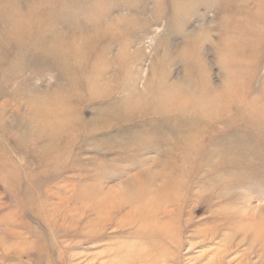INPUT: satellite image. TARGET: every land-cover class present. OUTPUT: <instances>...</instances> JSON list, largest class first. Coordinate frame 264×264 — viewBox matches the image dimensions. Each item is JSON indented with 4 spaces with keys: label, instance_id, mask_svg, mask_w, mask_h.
<instances>
[{
    "label": "rangeland",
    "instance_id": "rangeland-1",
    "mask_svg": "<svg viewBox=\"0 0 264 264\" xmlns=\"http://www.w3.org/2000/svg\"><path fill=\"white\" fill-rule=\"evenodd\" d=\"M92 2L0 0V264H120L118 258H127L121 253L115 258L111 249L125 242L130 244L125 256L141 253L145 245L156 246L161 250L149 256L159 264H202L207 256L201 257V251L209 245L220 248L229 233L234 238L229 256L240 254L246 245L234 246L240 237L234 233L236 223L246 222L250 211L247 221L264 220V16L253 15L257 1L198 0L176 17L173 9L182 0H133L129 5L102 0L105 16L87 27L84 16L93 13L85 9ZM10 5L29 12L26 21L8 22ZM34 5L40 18L32 17ZM59 6L75 11L79 24L59 15ZM120 20L127 21L124 34L88 37L93 29L105 30ZM38 21L55 25L57 42L53 35L44 40L53 48L50 52L30 47L37 43L35 28L22 39L6 35L9 27L31 28ZM222 52L228 57H220ZM229 63L235 65L230 67L237 86L229 94L237 91L243 100V105H231V112L255 105L259 115H253L252 123L263 124L257 132L214 122L203 128L195 151L185 154L175 147L177 135L169 136L168 124L159 117L140 110L125 119L101 114L132 93L152 95L162 81L194 85L193 90L204 83L220 94L232 72L225 67ZM95 64L102 77L91 80ZM89 85L99 91L89 92ZM164 137L172 146L160 143ZM242 148L254 153L241 160L237 149ZM168 172L177 185L169 190V203L150 204L140 216V204L129 201L126 186L153 175L149 184L157 189L165 184L158 175ZM157 222L167 223L164 231ZM211 233L212 243L203 241L202 235ZM254 236L257 250L264 246V232ZM197 256L200 263L194 261ZM248 261L264 264V252ZM239 262L236 258L232 264Z\"/></svg>",
    "mask_w": 264,
    "mask_h": 264
},
{
    "label": "bare ground",
    "instance_id": "bare-ground-1",
    "mask_svg": "<svg viewBox=\"0 0 264 264\" xmlns=\"http://www.w3.org/2000/svg\"><path fill=\"white\" fill-rule=\"evenodd\" d=\"M10 1V0H9ZM93 2L89 5V7H86L85 11L91 12L93 13L92 16H87V18L84 16V20H83V24L85 26H90V24H98L101 22V18L105 16L107 9L105 8L106 5H103L102 0H92ZM125 4L129 5L133 2V0H123ZM183 2H181L180 5L175 6V8L173 9V15L174 16H178L180 15V11L182 8H184L185 6H189L192 5L194 3H197L198 0H182ZM240 1V0H239ZM257 3L255 4L256 7L253 10V15L257 16V17H262L264 16V12L261 10L262 7H264V0H256ZM86 4V3H85ZM244 7V6H243ZM84 8V6H83ZM7 11L9 12V17L7 16V21L10 23H16L19 21H26L27 16H29V12H19L13 5L7 6L6 7ZM59 15L63 14L62 16H64L65 18H69L73 24L78 25L79 22L78 20H76V12L73 10H65L64 7L59 6ZM260 9V10H259ZM83 10V9H82ZM50 12V10H48ZM30 12L34 13L35 15H33L32 17H41L40 12V8L38 7V5H34L30 7ZM237 14V13H236ZM52 16V15H51ZM69 21V20H68ZM116 21L114 23H111V27L105 30H100L98 31L96 30H92L89 34V38L90 36H99V35H104V34H112V35H118V34H122L123 33V29L125 27V25L127 24V21H122L120 20ZM155 23V22H154ZM56 24V23H55ZM23 25V24H22ZM241 25V24H240ZM19 26H21L19 24ZM18 26V27H19ZM81 26V25H80ZM12 27V26H11ZM23 28L20 30H15L13 27L10 29L6 30V35L8 37L11 38H15V39H22L21 35L25 36V31L28 32L30 31V29L35 28V32H36V40L37 43H32L31 44V48L32 49H37L38 51H41V53L45 54L47 52H50L51 50H49V48H47L44 44V40L47 36L53 35L54 36V42H57L56 39L57 37V33L55 34V25L51 24V25H46V26H41L39 24V21L37 22V24L35 23L34 25H32L31 28L28 27V25L26 26H22ZM28 27V28H27ZM84 27V26H83ZM247 28V27H246ZM89 31H87L88 34ZM244 33V32H243ZM124 34V33H123ZM111 35V36H112ZM80 37L83 38L84 35L82 36V34H80ZM87 37V38H88ZM58 40V39H57ZM89 40V39H88ZM78 41V40H77ZM79 43V42H78ZM76 41L73 44H78ZM56 44V43H55ZM55 44H53V47L55 46ZM124 44V43H123ZM57 45V44H56ZM122 46V44H121ZM125 48L127 47V45H123ZM122 46V47H123ZM197 46V45H196ZM120 48V47H119ZM124 48V49H125ZM120 50V49H119ZM184 50H181L179 53V58L182 56H185V53L183 52ZM228 57V55L226 53H221L220 57ZM102 57V55H101ZM177 57V56H176ZM230 57V56H229ZM234 56H232L231 58H233ZM81 58V57H80ZM183 58V57H182ZM193 58H195V62L199 61L198 60V55L197 54H193ZM101 59V58H99ZM99 59H97L99 61ZM122 59V58H120ZM177 60V58H175ZM80 60V59H79ZM158 61V60H157ZM78 62V61H77ZM76 62V64H77ZM162 62V61H161ZM96 63H100V62H96ZM161 64V63H160ZM163 64V63H162ZM168 64V63H167ZM195 64V63H194ZM204 64V63H203ZM198 65V64H197ZM78 66V65H76ZM97 65H93V67L91 68L90 71V78L89 79H96V78H101L102 76L100 75L101 70L97 69L96 67ZM194 66V65H193ZM203 66V65H202ZM201 66V67H202ZM235 68V65L233 63H229V64H225V67H227L231 74H228L225 78L226 84H225V88H221V93L222 99H219L218 101H214V98H217L219 96H221L220 94H218L216 92V90L209 88V86L203 85L204 83H202L201 85H199L198 87H196V90H193L192 86L194 85H190L187 88L182 87V85H179L178 83H174L171 85H168L167 82H160V84H158V87L155 91H153V94H149L147 96H141L137 93H132L130 94L129 97L125 98L124 100H122L119 103H116L115 105H112V107L106 108V110L104 109V111H102V115L104 116H113L116 117L115 119H125L127 116H129L131 113L133 112H147L149 115L152 116H156L161 118V122L165 125L168 124V130H169V136L173 135H177L178 137V141L177 144L175 143V147L179 146V149L185 153V154H191L193 153L195 150V148L198 146V144H200L201 141V135L203 132V128L205 126H207L208 124L211 125V123H226L227 125L229 124H241L242 126L245 127V132H257L256 130L260 129L262 127V125L264 124H257V123H252L253 119V115L256 114L258 111L256 110L255 105H252L248 111L244 110V111H237L236 107L235 108V112L232 111V107H230L231 105H238V104H242L243 100L240 99L241 96H239L238 92L236 91L234 95H230V91L231 90H236L237 86H236V81L234 80V76L232 73L233 69H231V67ZM166 72V71H164ZM188 72V71H187ZM198 75V74H197ZM165 76V75H164ZM195 76V75H194ZM205 76V74H204ZM191 77V76H190ZM203 80V78H202ZM206 80V79H205ZM109 81V80H108ZM167 81V80H166ZM208 81V80H207ZM90 82V80L88 81V83ZM181 82V81H179ZM188 82V81H187ZM190 82V81H189ZM201 82V80H200ZM200 82H197L198 84H200ZM106 83V81H105ZM110 83V81H109ZM196 85V84H195ZM106 86V85H105ZM184 86V84H183ZM96 88L93 87V85H89L88 86V90L89 92L91 91H99V90H94ZM108 89V87H107ZM195 89V88H194ZM101 92V91H100ZM35 93V92H34ZM111 93V92H110ZM109 93V94H110ZM96 94V93H95ZM107 95V94H106ZM225 95V97H224ZM50 96V94H49ZM153 98V102L149 100L148 97ZM43 98V96H42ZM45 100V98H43ZM47 99V97H46ZM15 101V100H14ZM34 101V99H33ZM46 101V100H45ZM56 101V100H55ZM149 102L151 103L150 105ZM37 103V102H36ZM36 103H34L36 105ZM185 103V104H184ZM30 104V103H29ZM33 105V104H32ZM239 105V106H240ZM243 105V104H242ZM31 106V104L29 105ZM38 106V104L36 105ZM59 106V104H58ZM246 106V107H248ZM258 106V105H257ZM34 107V106H33ZM32 107V108H33ZM49 107V106H47ZM46 107V108H47ZM50 108V107H49ZM60 109V108H59ZM69 109V108H68ZM242 109H244L242 107ZM35 110V109H34ZM63 110V109H62ZM66 110V109H65ZM140 110V111H137ZM264 110V108H263ZM70 111V110H69ZM261 111V110H260ZM58 112V111H57ZM60 112V111H59ZM65 112V111H64ZM238 112V113H237ZM34 113V112H32ZM36 113V112H35ZM41 113V112H40ZM230 113H234V114H230ZM261 113V112H260ZM39 114V113H37ZM60 114V113H59ZM72 114V113H71ZM175 114V117L173 116ZM230 114V115H229ZM259 115V113H257ZM34 115V114H33ZM52 115V113H51ZM62 115V114H60ZM64 115V114H63ZM74 115V114H73ZM220 115H222V117H220ZM261 115V114H260ZM71 116V115H70ZM224 116H229V117H225L227 119H222ZM64 117V116H63ZM66 117V116H65ZM64 117V118H65ZM257 117V115H256ZM255 117V118H256ZM42 118V117H41ZM49 118V117H48ZM69 118V117H68ZM67 118V119H68ZM166 118V119H165ZM254 118V119H255ZM262 118V116H261ZM40 119V118H39ZM47 119V118H46ZM58 119V118H57ZM56 119V120H57ZM48 120V119H47ZM52 120H54L53 122H55V118H53ZM61 120V119H60ZM59 122V121H58ZM257 122V121H256ZM264 122V120H263ZM45 123V122H44ZM47 123V122H46ZM54 124V123H53ZM60 124V123H59ZM57 125V124H56ZM161 123L160 125H156L157 127L160 126L161 127ZM46 126V125H45ZM50 126V125H49ZM163 126V125H162ZM59 127V126H58ZM57 127V128H58ZM64 127V126H63ZM208 127V126H207ZM42 128V127H41ZM48 128V127H46ZM51 128V127H50ZM264 128V127H263ZM262 128V129H263ZM40 129V127H39ZM46 130V129H45ZM51 130V129H50ZM61 131V130H60ZM206 131V130H204ZM171 132V133H170ZM37 133V132H36ZM203 137V136H202ZM263 139V138H262ZM160 143L165 145V146H172L171 142L168 141V138L164 137L159 139ZM170 142V143H169ZM264 142V141H263ZM218 144V142L216 143ZM259 144V143H258ZM229 145V144H228ZM232 145V143H231ZM213 144L211 145V147L209 148V150L211 151V149H213ZM233 147V146H232ZM234 148V147H233ZM236 149V148H235ZM208 150V151H209ZM218 150V149H217ZM239 150H241V154L239 155L241 156V160L244 159L245 156L253 154L254 150L250 149V148H242V149H237V151L239 152ZM231 151V150H230ZM236 151V150H235ZM235 152V154L237 155L238 152ZM221 152V151H220ZM239 152V153H240ZM218 153V152H217ZM221 153H227L226 151H223ZM238 153V154H239ZM168 154H173V152L171 151V153ZM170 158V157H167ZM227 158V157H226ZM239 158V159H240ZM220 160V159H219ZM186 161V156L183 158V162ZM226 161V159L224 160ZM223 161V162H224ZM222 162V164H223ZM155 163V162H154ZM230 163V162H229ZM225 164V163H224ZM224 166V165H222ZM227 168V167H226ZM232 168V167H230ZM213 170V169H212ZM164 171V170H162ZM209 171V170H208ZM221 171V169H220ZM224 171V170H222ZM165 172V171H164ZM217 172V171H216ZM175 173V172H174ZM183 173V171H182ZM209 173V172H208ZM207 173V175H208ZM219 173V172H217ZM216 173V174H217ZM225 173V171H224ZM173 172H168V173H164V174H159L158 176H160L164 181L165 184H161L160 188L157 189H152L150 187L149 182L151 183L152 180L154 179L153 175H147L145 177V180H137L134 181L133 183H130L126 186V191L127 193L129 192L130 194L128 196H130V200L129 201H135L134 203L139 202L138 204H140L139 209H140V216H142V212L146 211L148 208V206L151 205H156L159 201L161 200H166V203H169V200L171 198H169V190L175 188V183L174 180L171 179ZM181 174V173H180ZM187 174V173H186ZM221 174V173H220ZM231 174V173H230ZM233 174V173H232ZM210 175V174H209ZM222 175V174H221ZM204 176V175H203ZM206 176V175H205ZM204 176V177H205ZM233 176V175H232ZM213 177V176H212ZM210 177V178H212ZM223 177V176H222ZM230 177V175H229ZM215 178V177H214ZM224 178V177H223ZM220 180V179H219ZM220 183V182H219ZM74 184V183H73ZM101 186V185H100ZM229 186V185H228ZM76 187V186H75ZM74 187V189H75ZM99 187V186H98ZM102 187V186H101ZM70 188V186H69ZM108 188V187H107ZM111 188V187H110ZM177 188V187H176ZM175 188V189H176ZM83 189V188H82ZM180 189V188H179ZM112 190V189H111ZM65 191V190H64ZM105 191V190H104ZM107 191V190H106ZM110 191V190H109ZM113 191V190H112ZM178 191V189H177ZM66 192V191H65ZM213 192V191H212ZM112 193L115 194V192L113 191ZM118 193V192H116ZM169 193V194H168ZM205 193V192H204ZM62 194V193H61ZM76 194V193H75ZM92 194V192H91ZM111 194V193H110ZM109 194V195H110ZM126 194V193H124ZM208 194V193H207ZM60 195V193H59ZM70 195V194H69ZM175 195V194H174ZM198 195V194H197ZM93 196V195H92ZM119 196V194H118ZM150 196L151 198H153V200H149L146 201V198ZM179 196H177L178 198ZM67 198V197H66ZM92 198V197H91ZM118 198V197H117ZM126 198V197H125ZM102 199V198H100ZM120 199V198H119ZM122 199V198H121ZM124 200V197H123ZM122 200V201H123ZM126 200V199H125ZM72 201V200H71ZM103 201V199H102ZM117 201V200H116ZM146 201V203H145ZM64 203V201H62ZM106 203V202H105ZM68 204V203H67ZM102 205V204H101ZM86 207V206H85ZM95 207V206H94ZM107 207V205H106ZM117 207V206H116ZM87 208V207H86ZM224 208H221V211H223ZM237 210V209H236ZM235 210V211H236ZM249 210V209H248ZM230 211V210H229ZM238 211V210H237ZM246 212V210H244ZM231 212V211H230ZM234 212V211H233ZM239 212V211H238ZM251 212V211H250ZM248 212L247 215L245 216L246 222L245 221H238L236 223L237 227L235 229L234 233H237L236 235H240V237L238 238V240H236L234 246L236 248H239L240 246H245L240 254H237L234 257H230L229 255H232L233 251H232V240L231 239V235L226 234V238L224 239V244L220 247V248H215L213 245H209L207 247L206 250L201 251V257L205 258V256H207L206 261L202 264H232L233 261L237 258H239L240 262L239 264H249L248 259L250 258V255L252 254H257L258 256H262V253L264 252V246L259 245V248L257 250L254 249L253 247V242L256 241L255 239V233L259 232L262 233L264 232V220L262 219V217H259L256 221L253 217H251V219H249L247 221V219L249 218V215L251 216V213ZM250 213V214H249ZM228 214V213H227ZM233 214V213H232ZM230 214V215H232ZM239 214V213H238ZM226 215V214H225ZM229 216V215H228ZM239 216V215H238ZM237 216V217H238ZM236 217V218H237ZM228 218V217H227ZM230 218V217H229ZM233 218V217H231ZM244 219V220H245ZM233 220V219H231ZM227 221V220H226ZM236 222V221H234ZM233 222V223H234ZM169 223V222H168ZM159 227L162 229V231H164V228L166 227V222H161L158 223ZM157 225V226H158ZM232 226V225H231ZM233 229V228H232ZM234 230V229H233ZM232 231V230H231ZM233 233V234H234ZM251 233L253 234L251 237V241H247L248 238V234ZM164 234L166 235V232H164ZM250 234V235H251ZM262 235V234H259ZM235 236V235H234ZM233 236V237H234ZM203 237V241H206V243L211 244L213 239H214V233H211L209 235H202ZM234 242V241H233ZM19 245V243H18ZM130 244L128 243H122L121 245L115 247V249H111V251H113L115 254V258H117L118 256H120L121 253V257L127 258V259H122V258H118L120 259V264H143L146 262H150L153 261V258H151L150 256H152L154 254V251L158 252V250H161V248H157L156 246H146L145 245V250H148L149 253L144 255V251H142L141 253L138 254V252L136 254H130L131 256H125L124 254L128 255L129 253H124V251H126ZM144 249V248H143ZM231 251V252H230ZM150 255V256H149ZM225 256H229V259H227L226 261ZM200 259H194V261L198 262ZM204 260V259H202ZM113 260H110L108 262L102 263V264H112ZM164 259H162L161 262H163ZM165 262V261H164ZM201 262V260L199 261V263ZM151 264H159V260L154 258V261Z\"/></svg>",
    "mask_w": 264,
    "mask_h": 264
}]
</instances>
